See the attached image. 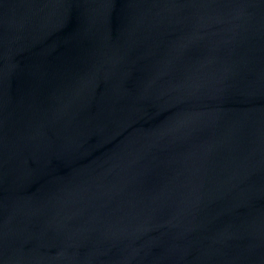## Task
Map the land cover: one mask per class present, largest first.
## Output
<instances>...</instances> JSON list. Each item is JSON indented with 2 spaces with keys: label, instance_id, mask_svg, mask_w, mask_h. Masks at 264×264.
<instances>
[{
  "label": "water",
  "instance_id": "95a60500",
  "mask_svg": "<svg viewBox=\"0 0 264 264\" xmlns=\"http://www.w3.org/2000/svg\"><path fill=\"white\" fill-rule=\"evenodd\" d=\"M0 264H264V0H0Z\"/></svg>",
  "mask_w": 264,
  "mask_h": 264
}]
</instances>
